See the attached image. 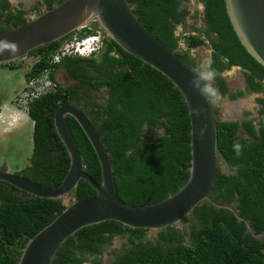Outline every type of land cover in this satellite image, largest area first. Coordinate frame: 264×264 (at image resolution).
Masks as SVG:
<instances>
[{
	"label": "trees",
	"instance_id": "1",
	"mask_svg": "<svg viewBox=\"0 0 264 264\" xmlns=\"http://www.w3.org/2000/svg\"><path fill=\"white\" fill-rule=\"evenodd\" d=\"M62 1L42 0L31 9L39 12V5H43L48 10ZM128 1L138 19L170 50L176 51L179 41L187 49L207 46L216 72L214 82L222 94L227 93V87L220 73L231 66L244 70L247 93L263 90L259 81L264 77V67L238 40L224 0H196L204 6L202 27L180 37L175 36L176 27L189 14L188 0ZM27 15L28 10L21 6L13 8L8 0H0V32L24 25L29 20ZM97 32L102 36L99 53L89 58L63 56L59 63H52V55L64 40ZM177 54L192 67L196 65L186 53ZM26 61L25 81L37 80L48 70L55 91L47 90L28 102V117L33 122L32 154L29 164L16 174L47 187L62 182L69 157L56 136L53 115L60 105L70 104L89 119L101 137L111 158L117 195L123 202L134 206L154 204L185 184L191 158L190 123L182 95L165 76L110 40L96 22L0 66L12 70ZM58 69L64 71L71 85L63 87L57 82ZM243 96L239 92L230 98ZM65 119L84 171L99 183L100 167L94 150L78 123L70 116ZM216 127L217 153L228 171L223 172L217 165L210 197L222 205L236 203L234 209L248 221L253 233L264 234V126L256 127L253 120H248L216 121ZM236 142L242 145L239 156L233 149ZM94 194L95 190L80 180L65 197L71 203ZM63 198L20 195L13 186L0 182V264H18L28 240L69 205ZM185 220L187 228L169 226L147 241L148 230L131 229L115 221L87 226L61 245L51 264H83L88 256H94L92 264H101L96 254L103 244L124 232H128L129 247L114 253L109 264H264V238L247 233L244 221L231 211L204 201Z\"/></svg>",
	"mask_w": 264,
	"mask_h": 264
},
{
	"label": "water",
	"instance_id": "2",
	"mask_svg": "<svg viewBox=\"0 0 264 264\" xmlns=\"http://www.w3.org/2000/svg\"><path fill=\"white\" fill-rule=\"evenodd\" d=\"M224 3L241 45L264 67V0H224ZM93 22L123 51L165 76L182 95L190 123L188 179L176 193L160 202L142 206L123 202L116 192L109 152L97 130L77 107L60 105L54 112L53 126L69 157V167L62 182L58 186L47 187L8 172H0V181L39 199L63 198L80 180L86 181L95 194L71 201L51 223L30 238L18 264H51L69 237L84 227L106 221L150 231L178 226L204 201L234 213L239 221H244L246 232L256 237L248 221L238 216L233 206L218 204L210 197L217 165L223 158L217 153V120L213 106L190 84L194 76L193 67L157 39L138 19L134 6L128 0H64L24 25L0 32V41L14 44V48L0 51V65L24 58L38 47L61 41ZM194 110H198V114ZM66 116L78 123L96 154L101 174L99 183L83 169Z\"/></svg>",
	"mask_w": 264,
	"mask_h": 264
},
{
	"label": "rangeland",
	"instance_id": "3",
	"mask_svg": "<svg viewBox=\"0 0 264 264\" xmlns=\"http://www.w3.org/2000/svg\"><path fill=\"white\" fill-rule=\"evenodd\" d=\"M13 8L22 7L28 10V19L34 18L44 11L43 5H39L37 9H31L37 3L42 0H8ZM189 11L188 16L184 22L176 27L177 35L194 34L193 28H199L202 26L203 18V6L201 2L196 0H188L186 3ZM65 41L61 43L64 44ZM181 51L188 53L190 58L197 62V68L200 62L204 59L210 60L211 51L203 45L195 49L187 50V47L180 41ZM194 62V63H195ZM24 64V63H23ZM25 65V66H24ZM22 67L15 69H8L0 66V102L2 105L1 115L5 118V121L0 125V169L5 168L9 173H16L21 171L25 166L29 164V159L32 154V133L33 122L22 111L20 114L17 107L11 105V102L15 96H19V102L22 100V90L25 86L24 73L28 71V61ZM234 69L228 72L231 76ZM57 82L63 87H67L72 84L66 80L64 71L58 69L55 73ZM238 78H232L231 83L237 87ZM254 97V96H252ZM243 101L238 103H225L222 108V114L225 119H233L234 113H239L242 108H251V96L243 98ZM253 99V98H252ZM216 98L214 99V102ZM241 104V105H240ZM236 105V109L231 110V106ZM218 166L223 172L228 171V166L223 160L218 162ZM65 204L69 203L68 197L63 198ZM178 228H184L182 224L177 226ZM156 233V232H154ZM154 233H150L147 238L154 237Z\"/></svg>",
	"mask_w": 264,
	"mask_h": 264
},
{
	"label": "flooded vegetation",
	"instance_id": "4",
	"mask_svg": "<svg viewBox=\"0 0 264 264\" xmlns=\"http://www.w3.org/2000/svg\"><path fill=\"white\" fill-rule=\"evenodd\" d=\"M201 27H199V28H201ZM175 36L180 37V35H177L176 33H175ZM180 44L181 43L179 41L177 44L176 51L180 52V53H185V52L181 51V49L179 48ZM187 50H189V49H187ZM186 54H187L190 62L194 63L195 61L192 58H190L188 53H186ZM210 59H211V55H210ZM195 63L197 65V62H195ZM248 64H250V63H248ZM196 65L193 68H197ZM231 69H234V72L231 76H229L228 72ZM220 76L225 80V85L227 87V93L222 94L218 90L215 82L213 81V86L219 92V96H218V98H216V101L215 102H214V100L211 101V104L213 106V113H214L215 119L217 121H222V122H238V123H241L243 121L253 120V124L256 127H258L260 124H262L264 126V77H262L259 81L261 83V85L263 86V90L261 92L247 93L248 84H247L246 79L244 77V70L241 68V66H231L227 70H224L223 72H221ZM235 77H237L239 79L237 87H234L235 84L233 85L231 83L232 78H235ZM239 92L244 93V96L242 98L233 99V100L230 98V95H237ZM250 96H251L250 100L252 103L251 108H242L239 113H237V112L234 113L233 119H225L224 115L222 114V108H223V105L225 103L240 102V101L244 100L243 98L250 97ZM252 96H254V97H252ZM260 100H262V102H260ZM241 131H242L241 128H239L238 133H241ZM0 172H7V170L5 168H3V169H0ZM14 174H16V173H14ZM22 192L23 191L18 190V193L20 195L22 194ZM23 193H25V192H23ZM231 206L235 207L236 203L232 204ZM180 224H182V226L184 228H187L189 226L188 222L185 219L183 220V223H180ZM127 233L128 232H124L122 234L123 237H122V235L121 236L114 235L111 237L110 241L107 244H103L101 252L96 254V258L97 259L99 258L101 260V264H109L114 259V256H113L114 253H117V252L121 251L122 249H127L129 247L128 245H126V243L128 241L126 238ZM150 233H154V231L148 230V233L145 237V241L150 239V238H147V236ZM106 235H108V234H106ZM255 238L256 239H263L264 234L256 235ZM87 258H88V261L84 262L83 264H92L91 261L94 260V256H88Z\"/></svg>",
	"mask_w": 264,
	"mask_h": 264
},
{
	"label": "clouds",
	"instance_id": "5",
	"mask_svg": "<svg viewBox=\"0 0 264 264\" xmlns=\"http://www.w3.org/2000/svg\"><path fill=\"white\" fill-rule=\"evenodd\" d=\"M64 41L65 43L62 44L60 48L57 50V52L52 55V63H59L63 56L73 55V56H78V57L89 58L92 55L99 53V51L102 48V36L100 32H97L96 34H91V35H88L82 38L72 37L71 39L64 40ZM71 42L74 43V46L71 48L72 52L70 54L66 53L64 55H61L64 45L71 43ZM10 47L14 48L13 42L0 41V51H3L4 49L10 48ZM56 55H60V58L58 61L54 60ZM211 64H212V61L209 59L202 60L198 68L192 69L194 76L190 82L193 90L198 92L203 98H205V100L210 101V102L213 101L215 98H218L219 96L218 90L213 86V81L216 78V72L214 69H212ZM49 74L50 72L46 70L45 73L39 76L42 78L44 75H47L49 79L51 80ZM28 82L29 80L25 81L24 88L26 87ZM39 95H37V97H39ZM29 96L30 95L26 96V98H28ZM30 99H33V98L30 97ZM30 99L28 100V102L30 101ZM18 100H19V96L17 97L14 95L11 105L14 107H17L20 114L23 111L28 116V108H29L28 102L26 103V105H23ZM0 108H2L1 102H0ZM194 111H196L198 114V110H194ZM4 121H5V118H3V116L1 115V109H0V125ZM233 149L236 155L239 156L242 151V145L239 142H236L233 144Z\"/></svg>",
	"mask_w": 264,
	"mask_h": 264
},
{
	"label": "built area",
	"instance_id": "6",
	"mask_svg": "<svg viewBox=\"0 0 264 264\" xmlns=\"http://www.w3.org/2000/svg\"><path fill=\"white\" fill-rule=\"evenodd\" d=\"M73 46H74L73 42L65 44L63 47V51H62L61 55H64L66 53L70 54L72 52L71 48ZM59 58H60V55H56L54 60L58 61ZM24 89H26V90H24ZM24 89L22 90V100H20V101H21V104L26 105V103L28 102L30 97L31 98L37 97V95H39L41 93L43 94L47 90L48 91H55V85L49 79V77L47 75H44L42 78H39V79L34 80V81H29ZM28 95H30V96L28 98H26V96H28Z\"/></svg>",
	"mask_w": 264,
	"mask_h": 264
},
{
	"label": "bare ground",
	"instance_id": "7",
	"mask_svg": "<svg viewBox=\"0 0 264 264\" xmlns=\"http://www.w3.org/2000/svg\"><path fill=\"white\" fill-rule=\"evenodd\" d=\"M236 103H238V102H236ZM240 105H241V104H240ZM235 106H236V105L231 106V110H232V109H233V110L236 109Z\"/></svg>",
	"mask_w": 264,
	"mask_h": 264
}]
</instances>
